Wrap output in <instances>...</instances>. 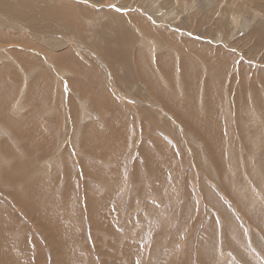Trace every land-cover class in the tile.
I'll use <instances>...</instances> for the list:
<instances>
[{
  "label": "rangeland",
  "instance_id": "374dc122",
  "mask_svg": "<svg viewBox=\"0 0 264 264\" xmlns=\"http://www.w3.org/2000/svg\"><path fill=\"white\" fill-rule=\"evenodd\" d=\"M21 1L0 4V264H264V0Z\"/></svg>",
  "mask_w": 264,
  "mask_h": 264
},
{
  "label": "bare ground",
  "instance_id": "6f19581e",
  "mask_svg": "<svg viewBox=\"0 0 264 264\" xmlns=\"http://www.w3.org/2000/svg\"><path fill=\"white\" fill-rule=\"evenodd\" d=\"M7 1L8 0H6V1H0V4L1 5H6V6H8V9L11 7V6H15V3H13V5H11L10 3H8V4H6L7 3ZM20 1V7H23L22 6V1L21 0H19ZM31 1H33V0H30V1H28V4L29 3H32ZM164 2V1H163ZM166 2H167V0H166ZM56 2H53V1H51V0H49L47 3L45 2L44 4H42V5H39L38 6V8H37V10H38V12L40 13V15H42V18H45V19H48V18H51V15L52 16H54V17H56L57 15L59 16V15H64V14H66V13H68V11L66 10V8H68V7H70L71 8V6H65L64 8H61V4L59 3L58 4V0H57V3L55 4ZM5 6V7H6ZM60 6V7H59ZM4 7V6H3ZM7 8V7H6ZM69 9V8H68ZM73 9V8H72ZM27 10H29V9H27ZM71 11H73L74 12V10H71ZM4 13V12H3ZM6 13V12H5ZM137 16V15H136ZM66 26L67 25H70V24H74V20L73 19H71L70 18V16H69V14L66 16ZM2 20V19H1ZM4 20V19H3ZM7 21V20H6ZM63 22V21H62ZM136 22H137V20H136ZM70 23V24H69ZM119 24H120V22H119ZM142 24H143V26L141 25V28H142V31H143V33L145 34V33H150V34H153V31H152V28H150L149 26H148V24L145 22H142ZM110 25V24H109ZM114 25V24H113ZM71 26V25H70ZM112 26V25H111ZM71 27H74V26H71ZM123 27H125L124 26V23H123ZM123 27H121L120 25H116V26H114V27H112V28H110V26H108L106 29L108 30V35H111L112 34V36H114V38L115 37H117V35H119L118 36V39H119V41H120V44L118 45V43L116 44V43H114V42H112V40L109 42V41H106L105 42V44H106V49L104 50V53L105 52H107V54H106V57L108 58L107 60H111V59H113V57H115V56H117V58H122L124 55H126V53L128 52V50L130 51V49H127L125 46H123V41L125 42V39H126V41H127V43L129 42V40H131V35H129V34H127V33H125V32H123L124 31V28ZM68 29V28H67ZM71 29V28H70ZM126 29V28H125ZM263 29V28H262ZM113 30H118L119 32H121L120 34L119 33H117V32H115V31H113ZM259 30V29H258ZM82 31V30H81ZM131 31V30H130ZM113 32H115V33H113ZM259 32V31H258ZM79 33V32H78ZM256 33V32H255ZM263 33H264V31H263ZM4 34V33H3ZM77 34V33H76ZM2 34H0V36H1ZM79 34H77V36H78ZM46 36V35H45ZM263 37H264V34H263ZM2 38V37H1ZM0 38V39H1ZM102 38V37H101ZM124 38V39H123ZM3 39V38H2ZM5 39V38H4ZM112 39V38H111ZM104 40V39H103ZM173 41V40H172ZM260 40H256V41H253V43L251 44V47H254V46H256V48H254L253 50H258V48L257 47H259L260 48V46L262 45V43L260 44V42H259ZM4 42V41H3ZM117 42V41H116ZM56 45V43H54V42H52V43H50V45ZM105 44H103V45H105ZM118 45V46H117ZM189 45L190 44H185V45H181L182 47L181 48H183V50L186 48V47H189ZM99 47H98V49L100 50L101 49V46L100 45H98ZM175 46H176V48H177V46H179V45H177V44H175ZM194 46V45H193ZM110 47V48H109ZM186 50V49H185ZM196 50V52H195V54L196 55H198V57H199V59L201 60V59H204L206 56H205V54H202V55H199V53H198V48L197 49H195ZM194 51V50H193ZM113 52L114 53H116V54H113ZM71 56H72V53L70 52V53H68V51H66L63 55H62V57L60 58V59H63V58H67V59H69V57L71 58ZM139 57V56H138ZM75 59V58H74ZM184 61V63H188L187 62V60L186 59H184L183 60ZM63 62V61H62ZM61 62V63H62ZM79 63V62H78ZM76 64V63H73V69L75 70L74 71V73L76 74V76H75V85H76V87L81 91V93L83 92V93H85V92H87L88 90H89V88H90V86H89V84H88V82L85 80V79H83V77L80 75V73L82 72H85V71H83V70H85L84 68H83V66H81L80 64ZM110 63H111V67L112 68H115V62L114 61H110ZM113 63H114V65H113ZM141 63H143V62H141ZM138 64L139 66H143L142 64ZM183 63V64H184ZM65 66V65H64ZM186 68V69H185ZM69 69V68H68ZM183 72H184V78H183V81L185 82L184 83V85L186 86V95H187V97H190V99L189 100H191L192 99V91H193V88L191 87V82H192V78L190 77V76H188L186 73L188 72L189 73V71L187 70V67H186V65H185V67H183ZM189 69V68H188ZM244 69V68H243ZM187 70V72H185ZM242 70V69H241ZM3 75V74H2ZM79 79V80H78ZM148 79V78H147ZM149 80V79H148ZM241 80V79H240ZM239 80V81H240ZM97 81V80H96ZM150 84V83H149ZM208 84V83H207ZM154 85V84H153ZM209 85V84H208ZM93 86H95V85H93ZM154 87V86H153ZM90 91V90H89ZM256 92V91H255ZM1 94V93H0ZM92 94V93H91ZM96 94V93H95ZM105 95V94H104ZM1 96V95H0ZM1 98V97H0ZM188 99V98H187ZM189 100H188V102H189ZM212 102V101H211ZM185 103H187V101L186 102H184V104L183 105H181V104H172V107H171V109H172V111H174L175 113H177V114H175V115H177V116H179V117H181V119H188V118H190L189 119V122H187V123H190V125L191 126H193L194 127V129H195V131L198 133L197 135H200L201 136V138H203V139H206V143L208 144V146H209V148L211 149V152H214L213 151V148H212V143L217 139V136H216V132L217 131H215V130H213L214 128H210V122H209V118L208 119H206L205 118V120L204 121H202L201 119L200 120H195L192 116H191V111H192V109H193V107H192V109H191V111H188L189 110V105L188 104H185ZM171 104V103H170ZM187 105H188V107H187ZM171 106V105H170ZM192 106V105H191ZM211 114V113H210ZM208 115H209V113H208ZM206 117V116H205ZM211 118V117H210ZM191 120V121H190ZM215 121V120H214ZM215 124V123H214ZM111 126V125H110ZM212 131H214V132H212ZM87 132V131H86ZM88 133V132H87ZM85 134V133H84ZM123 135V134H122ZM85 136H87V135H85ZM205 136H209V138L210 139H207V138H205ZM34 137H37V134L35 135L34 133L31 135V138H34ZM29 138V137H28ZM40 138V137H39ZM38 138V139H39ZM86 138V137H85ZM88 139V138H87ZM202 139V140H203ZM218 141H219V139H218ZM24 143V142H23ZM35 143V142H34ZM33 143V144H34ZM24 145H27V144H25L24 143ZM157 147H158V145H156ZM217 147V144H215V147H214V149ZM37 148V147H36ZM110 148V147H109ZM108 148V149H109ZM34 150H36L35 148H34ZM95 150V149H94ZM3 151V150H2ZM82 152V151H81ZM100 152V151H99ZM109 152V151H108ZM166 152V151H165ZM9 153V152H8ZM91 153H93V152H91ZM95 153V152H94ZM93 153V154H94ZM117 154V153H116ZM119 154V153H118ZM117 154V155H118ZM215 155H216V153H215ZM218 158H220V159H217V162L219 163V164H221V162H220V160L221 159H223V155H222V157H220L219 155H216ZM215 156V158H217ZM31 157H33V156H31ZM99 159V158H98ZM213 160H215V159H213ZM224 160V159H223ZM110 161V160H109ZM216 161V160H215ZM87 162V161H86ZM84 160H83V163H82V165H83V172L85 173V174H90L91 172V169H93V167L95 168V164H88V163H86ZM106 161H104V163H105ZM234 162V161H233ZM81 163V162H80ZM90 163V162H89ZM97 163V162H96ZM150 163H152L151 162V160H150ZM215 163V162H214ZM225 163V162H224ZM98 164V163H97ZM119 164V163H118ZM216 164V163H215ZM152 164H150V166H151ZM97 166V165H96ZM101 166V165H100ZM99 166V167H100ZM111 167V166H110ZM218 169V171L220 170V172H221V178L222 179H224V177L225 176H223L222 175V169H221V167H219V168H217ZM102 171H103V169H101ZM110 170V169H109ZM107 172V171H106ZM111 172V171H110ZM223 172H224V169H223ZM108 173V172H107ZM107 173H105V175H107ZM92 175V174H91ZM93 176V175H92ZM108 176H110V175H108ZM94 177V176H93ZM97 177V176H96ZM113 177V176H112ZM98 178H100V173H99V177ZM226 178V177H225ZM97 179V178H96ZM112 179V178H111ZM219 179V178H218ZM235 179H237V178H235ZM99 180V179H98ZM107 180V179H106ZM112 180H114V179H112ZM238 180V179H237ZM104 181V180H103ZM108 181V180H107ZM224 182V185H223V183H221L220 185L222 186V187H225L226 189H227V186L229 185L228 184V182H229V180H223ZM112 182H114V181H111L110 183H112ZM100 184V183H99ZM108 184V183H107ZM101 185V184H100ZM105 185H106V183H105ZM110 184H108V186H109ZM113 185V184H112ZM98 186V185H97ZM107 186V185H106ZM105 186V187H106ZM93 187V186H92ZM104 188V187H103ZM90 189H92V188H90ZM92 193V192H91ZM93 194V193H92ZM230 194V193H229ZM230 195H232V194H230ZM237 196V195H236ZM236 196H235V198H236ZM90 197V196H89ZM99 197V196H98ZM91 198V197H90ZM89 198V199H90ZM105 199V198H104ZM237 199V198H236ZM92 200V199H91ZM156 201H158V199L156 200ZM141 202V201H140ZM158 202H160V201H158ZM242 202V201H241ZM92 203V202H91ZM243 204V203H242ZM108 205V204H107ZM94 206V205H93ZM158 207V206H157ZM152 208V207H151ZM158 208H160V207H158ZM156 209V208H155ZM152 209H150V211H151ZM158 210V209H157ZM153 211H156V210H153ZM149 212V211H148ZM39 213V212H38ZM150 213V212H149ZM151 213H154V212H152L151 211ZM42 214V213H41ZM146 214V213H145ZM144 216V215H143ZM156 216V215H155ZM41 217H42V215H41ZM148 217H149V215H148ZM147 217V218H148ZM151 217H152V214H151V216L149 217V219H151ZM154 217V216H153ZM146 218V217H145ZM154 218H156V217H154ZM154 220V219H153ZM148 222V221H147ZM147 225H149V227H151L152 228V226H151V223H147ZM129 226V225H128ZM131 227V226H130ZM53 235V234H52ZM66 238V237H65ZM226 240H227V242L231 245V246H233L236 250H237V252H240L241 250H243V249H241L239 246H238V244H236V243H234L233 241H232V239H230L229 238V236L227 235L226 236ZM246 241V240H245ZM244 241V242H245ZM200 251H202V248H200L199 249ZM166 257H167V254L165 255ZM162 257H163V255H162ZM164 259V258H163ZM162 261V260H161ZM165 262V261H164ZM224 264V263H223Z\"/></svg>",
  "mask_w": 264,
  "mask_h": 264
},
{
  "label": "crops",
  "instance_id": "0c3cea01",
  "mask_svg": "<svg viewBox=\"0 0 264 264\" xmlns=\"http://www.w3.org/2000/svg\"><path fill=\"white\" fill-rule=\"evenodd\" d=\"M254 51H258V50H254ZM31 132H32V134H33V131L31 130ZM39 132V131H38ZM38 132H35L34 134L36 135ZM12 264H14V263H12Z\"/></svg>",
  "mask_w": 264,
  "mask_h": 264
}]
</instances>
